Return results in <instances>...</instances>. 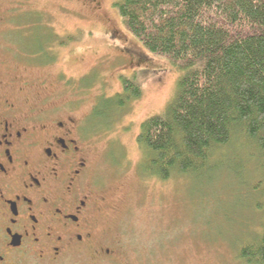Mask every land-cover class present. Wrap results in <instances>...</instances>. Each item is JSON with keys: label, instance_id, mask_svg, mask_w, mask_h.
<instances>
[{"label": "rangeland", "instance_id": "1", "mask_svg": "<svg viewBox=\"0 0 264 264\" xmlns=\"http://www.w3.org/2000/svg\"><path fill=\"white\" fill-rule=\"evenodd\" d=\"M118 1L0 0L16 53L8 64L31 84L26 105L59 92L57 101L84 120L111 228L125 231L133 264H253L241 253L264 229L257 149L236 139L204 172L152 175L137 141L142 124L168 113L189 71L151 53L125 26ZM125 80L140 85V97L109 123L97 120L95 106L123 93Z\"/></svg>", "mask_w": 264, "mask_h": 264}, {"label": "trees", "instance_id": "2", "mask_svg": "<svg viewBox=\"0 0 264 264\" xmlns=\"http://www.w3.org/2000/svg\"><path fill=\"white\" fill-rule=\"evenodd\" d=\"M116 6L151 53L189 71L168 113L142 124L137 141L152 175L204 172L238 139L257 149L264 176V0H119ZM141 92L125 80L124 92L101 100L93 113L109 123ZM241 255L264 264V229Z\"/></svg>", "mask_w": 264, "mask_h": 264}, {"label": "flooded vegetation", "instance_id": "3", "mask_svg": "<svg viewBox=\"0 0 264 264\" xmlns=\"http://www.w3.org/2000/svg\"><path fill=\"white\" fill-rule=\"evenodd\" d=\"M8 20L0 18V264H133L125 231L111 228L84 120L59 92L26 105L31 84L7 61L16 57Z\"/></svg>", "mask_w": 264, "mask_h": 264}]
</instances>
